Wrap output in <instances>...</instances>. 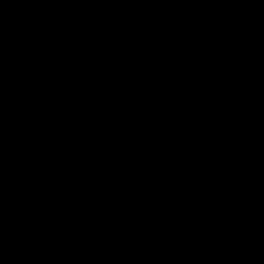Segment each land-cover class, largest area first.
I'll use <instances>...</instances> for the list:
<instances>
[{
  "label": "water",
  "instance_id": "obj_1",
  "mask_svg": "<svg viewBox=\"0 0 264 264\" xmlns=\"http://www.w3.org/2000/svg\"><path fill=\"white\" fill-rule=\"evenodd\" d=\"M0 264H264V0H6Z\"/></svg>",
  "mask_w": 264,
  "mask_h": 264
},
{
  "label": "trees",
  "instance_id": "obj_2",
  "mask_svg": "<svg viewBox=\"0 0 264 264\" xmlns=\"http://www.w3.org/2000/svg\"><path fill=\"white\" fill-rule=\"evenodd\" d=\"M5 1L6 0H0V10L2 9V7L4 6V4H5Z\"/></svg>",
  "mask_w": 264,
  "mask_h": 264
},
{
  "label": "built area",
  "instance_id": "obj_3",
  "mask_svg": "<svg viewBox=\"0 0 264 264\" xmlns=\"http://www.w3.org/2000/svg\"><path fill=\"white\" fill-rule=\"evenodd\" d=\"M5 3H6V1H5ZM4 5H5V4H4ZM3 7H4V6H3ZM3 7H2V8H3ZM1 10H2V9H1ZM1 10H0V11H1Z\"/></svg>",
  "mask_w": 264,
  "mask_h": 264
}]
</instances>
